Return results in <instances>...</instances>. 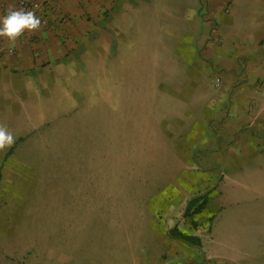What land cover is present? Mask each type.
<instances>
[{"label": "rangeland", "instance_id": "374dc122", "mask_svg": "<svg viewBox=\"0 0 264 264\" xmlns=\"http://www.w3.org/2000/svg\"><path fill=\"white\" fill-rule=\"evenodd\" d=\"M217 1L222 19L115 0L69 59L18 77L0 264H264V0Z\"/></svg>", "mask_w": 264, "mask_h": 264}, {"label": "crops", "instance_id": "0c3cea01", "mask_svg": "<svg viewBox=\"0 0 264 264\" xmlns=\"http://www.w3.org/2000/svg\"><path fill=\"white\" fill-rule=\"evenodd\" d=\"M19 1L0 0V18L6 16L9 9L18 10ZM114 3L115 0H51L42 6L40 18L45 23L41 20L39 30H26L15 42L0 37V124L6 121L10 131H14V127L19 129L18 124H13L19 119L18 97L21 85L18 77H29L39 68L69 59L90 35L99 32L102 13ZM206 4L209 17L205 18L222 19L224 1L208 0ZM230 17L231 14L218 28L220 34L226 38L236 35L237 31L230 29L234 25ZM256 24L257 27H264V19ZM259 33V40L264 41V31ZM254 151L264 154L259 148ZM258 161L261 163L253 166L252 170L264 166V155ZM237 194L238 191V198ZM239 247L237 240V249Z\"/></svg>", "mask_w": 264, "mask_h": 264}, {"label": "clouds", "instance_id": "9594fccd", "mask_svg": "<svg viewBox=\"0 0 264 264\" xmlns=\"http://www.w3.org/2000/svg\"><path fill=\"white\" fill-rule=\"evenodd\" d=\"M41 27V20L35 11L23 8L9 9L6 16L0 18V37H6L15 42L25 31H37ZM15 142L13 133L3 124H0V151L11 147Z\"/></svg>", "mask_w": 264, "mask_h": 264}, {"label": "trees", "instance_id": "16d2710c", "mask_svg": "<svg viewBox=\"0 0 264 264\" xmlns=\"http://www.w3.org/2000/svg\"><path fill=\"white\" fill-rule=\"evenodd\" d=\"M20 139H18L19 141ZM18 141H16L15 143H17ZM15 145H12L9 150L7 151V154H10L13 150ZM210 193V190H207L204 193H201L199 195H195L193 197H191L185 207V212L187 215H194V214H198L200 213L204 207L207 204V200H208V195ZM213 217H210L209 220L212 221ZM193 225H195V223H193ZM170 236L181 240L183 242H186L187 244L193 245V246H200V239L199 237L195 236V235H191V234H185L183 232H181L176 226L173 227L170 232H169Z\"/></svg>", "mask_w": 264, "mask_h": 264}, {"label": "built area", "instance_id": "2783aa9c", "mask_svg": "<svg viewBox=\"0 0 264 264\" xmlns=\"http://www.w3.org/2000/svg\"><path fill=\"white\" fill-rule=\"evenodd\" d=\"M49 1L51 0H20L18 7L19 9L23 8L28 11H35L36 15L40 18L42 6ZM40 20H42V23H45L42 18Z\"/></svg>", "mask_w": 264, "mask_h": 264}]
</instances>
